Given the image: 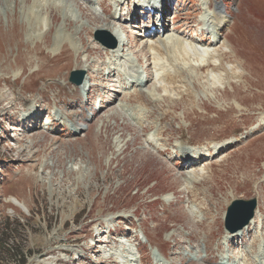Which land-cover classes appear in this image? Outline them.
I'll list each match as a JSON object with an SVG mask.
<instances>
[{"label":"rangeland","instance_id":"374dc122","mask_svg":"<svg viewBox=\"0 0 264 264\" xmlns=\"http://www.w3.org/2000/svg\"><path fill=\"white\" fill-rule=\"evenodd\" d=\"M128 1L131 6L138 3ZM55 2L65 8L69 3L73 20L64 23V14L71 17L70 11L57 9ZM124 2L0 0V264H23V258L26 264H113L103 262L111 255L125 264H255L257 254L264 262V0H210L221 7L224 16L231 17L223 35L233 53L225 54L224 59L216 52L223 48L224 37L208 47L214 40L203 46L200 36L201 21L212 14L205 5L208 0H172L167 15L169 31L162 38L181 35L188 43L193 37L197 41L193 44L202 46L203 50H197L199 55L206 57L197 62L193 56V66L186 67L194 95H173L171 100L169 91L159 90L165 83L156 81L152 70L156 79L142 88L145 94L141 96L148 98L155 83L157 92L152 95L157 100L149 98L158 102H148L147 107L139 102L129 104L123 92L130 95L135 88L126 84L123 76L127 65L116 64L111 80L112 85L117 79L121 81L122 86L116 85L120 92L112 89L108 99L101 82L89 80V85H99L96 93L83 92L76 102L72 88L76 86L69 82L70 76L84 70L76 67L75 58L80 56L89 65L94 61L107 64V45L116 43L121 56L135 65L137 78L152 77L138 63L139 48L126 45L142 46L148 41L133 30L141 18L127 24L126 34L120 27L121 17L113 26V11ZM174 15L178 18L173 21ZM38 21H42L41 30L35 35L33 27ZM109 21L110 31L100 29ZM177 26L181 31L175 30ZM58 32L62 36L56 46L62 44L55 53ZM69 34L75 37L72 42ZM119 34L123 42L116 41ZM73 43L80 54L73 51ZM64 48L68 52L62 55ZM87 49L92 52L86 54ZM65 59H74L68 71L59 63ZM204 62H211L218 71H200ZM236 66L244 73L242 79H236ZM51 69H55V78L49 76ZM84 74L86 78L90 72L85 70ZM103 74L107 76V70ZM104 93L105 106L116 97H124L113 104V113L96 108L89 100L85 106L84 95L103 99ZM18 99L28 102L20 103L12 116L11 106ZM35 104L41 106L37 121L20 119L18 110L23 105L38 109ZM121 106L154 110L151 122L157 126L165 116L163 128L168 131L165 135L156 130L142 133L140 123L146 122L128 116L124 120L119 113ZM61 110L73 112L72 122L84 129L81 134L74 135L66 126L63 130L62 125L57 131L49 124L71 123L65 115L58 117ZM14 126L21 131L12 133ZM150 135L157 140L156 145L170 139L174 149L187 140L191 145L186 151H195L196 157L211 153L218 145L233 146L220 156L197 160L195 168L181 174V166L175 164L181 162L180 155L170 159L171 163H166L168 156H154V147L148 146ZM127 144L129 148L122 155ZM12 147L16 151L8 155ZM199 170L208 173L205 179L187 185L189 172ZM252 199H257L263 220L259 215L255 223L239 231L240 235L231 237L225 228L229 205L233 200ZM195 206L198 216L191 211ZM98 233L102 241H108L106 245L94 246ZM246 251L252 260L245 259Z\"/></svg>","mask_w":264,"mask_h":264},{"label":"bare ground","instance_id":"6f19581e","mask_svg":"<svg viewBox=\"0 0 264 264\" xmlns=\"http://www.w3.org/2000/svg\"><path fill=\"white\" fill-rule=\"evenodd\" d=\"M136 1L138 3L133 5V7L136 8V9L137 8H142L143 10H146V11H143L142 13L150 15V17H149L150 18V22L149 23H150V26H151V18L153 17V15L150 12V9H151V7L153 8L154 6L151 5V1H147V0H136ZM87 2L89 4H91L92 0H87ZM165 2L167 3L168 0H165ZM128 3H129V1H128ZM121 4L122 3L118 4L117 5V10L113 11L115 18H116V15L119 14V9L118 8H119V6ZM56 5H57L56 8L60 9L61 11L65 10V9L70 11L71 17L68 14V12H66L64 14V23H66L68 20H73L72 19L73 15H72V11H71V9L69 7V3H66L67 8H65L64 4H57L56 3ZM115 5H116V3H115ZM205 5H207L212 10V14H211V16H209L208 22L211 23V27L217 28L218 30L215 31L216 32L215 37H213L214 35H213V31H212V32H210L209 36L205 35L204 38L207 39V40L215 39L213 42H208V47H209V46H212L213 44L218 43L219 40L222 37H224L225 43L222 45L223 48L221 50H218V51H216L217 48H215V51L218 53V57H220L221 59L222 58L224 59V55L225 54L233 53L228 41H226V38H225L226 35L225 34L223 35L224 27L226 26V23H228L230 21L231 17L224 16L222 14L221 7L218 4L214 6L210 2V0H208V2L205 3ZM156 8H157V11H155V12H160L161 11V6L156 7ZM128 9L130 10V4H128ZM166 12H167V10H166V7H165L164 10L162 11V13L164 14V18H165L163 23H162V27L159 24L158 25L154 24V29L151 30V27L148 26V28L145 29L143 34L141 33V31H138V28H134L133 29V30H137L139 32L138 36H140L142 38H146V40H148L146 43H144V45L140 46L137 43L136 44L134 43L132 45H131V43H127L126 44L130 48H133V46L139 48V50L137 51L138 63L142 64V69L144 71H146L147 74L151 75L152 77H153L152 70H154V73L157 76L156 77L157 79L155 78V76L153 77V80H152V77L150 79L147 78L145 80H144V78H139V77L137 78L135 76V74L133 73V70H135V65L132 64L128 58H125V57L121 56L119 48L104 49L105 51H107V52H105L106 57L109 58V62L107 64H104V63L98 64L96 61H94V63L89 65L87 63V61L82 60L80 58V56H77L75 58L76 67H80V69H82L84 71L86 70L87 72H90V74L88 76H86V79H85L84 83L81 86L72 87L74 96L77 98L78 96H80V92L87 91V90H89V88L91 89L93 87L94 88H93L92 91H94V93H96V89L99 87V85L98 84H93V83L91 85H89L90 83L88 84V82H89V80H95L96 81L97 79L104 86V91L106 92V94H108V99H109V96L111 94V90L112 89H116V92H117V90H118V92H120V86H122V84L120 85L121 81L119 79H117L116 85H120V86L116 87V85H112V82H114V81L111 80V79H113L115 77V73H113L114 71H112V73H111V69L113 70L114 69V65H116V64H117L118 67H123L124 65L125 66L127 65L128 69H129V72H127L128 69H127V66H126V68L124 69V72H123V74L125 75V77L127 79V84H130L129 81H128V78H129V79L132 80L131 84H130L131 88H135V90H134L135 93H132L130 95H126V93L123 92V95H125V97H126L125 100H128L129 104H133V103L139 102L143 106L147 107L148 106V102L149 103H153V102L157 103L158 101H152L151 100V99H154V97H155L154 95H152V92H157V88H156L157 86H155L156 85L155 83H154V85L152 87V90L149 91L148 98H145V97L141 96V94L142 95L145 94V91L143 92L142 88L143 87L147 88V84L149 82L154 81L155 79H156V81L158 80V81H161V83H165V85L159 86L160 87L159 90L162 91L165 94H167L166 92L169 91L170 95H168V96L170 97L171 100H173V98L175 96H178V94L179 95H183V94L189 93L190 95H192V94L194 95L195 93H192V94L190 93V91L192 90L191 88H193V87L190 88V83L187 82V80H190V75L187 74L186 67L187 66L188 67L189 66L190 67L193 66V64L191 63V60H192L191 58L193 56H195L197 58V60L196 59L195 60L198 62L199 59L203 58V60H204V58H206V57H204L205 54L203 56L199 55L197 50L201 49L202 46L200 45L201 47L199 48L198 45L193 44V43L197 42L196 40L193 39V37H192V42H188V43H184L186 41H184L180 37L181 35L178 36V37L177 36H171V37H167L165 39L162 38L163 35L161 36L160 33L164 34L165 32L169 31L168 24H167V22H165L167 20L166 19L167 17H165ZM104 13L107 14V11L105 10ZM111 13H112V7H111ZM131 15L132 16H136V19L139 18L138 15H134V14H131ZM177 18H178V16H174L173 20H176ZM41 22L42 21H38L37 25L33 27L35 35L38 34L37 30L40 29L39 26L42 24ZM114 22L115 21L113 19L112 20L113 26H116ZM89 24H91V22H89ZM126 24H127L126 22H122L121 23V27L123 29L124 34L127 33ZM110 25H111V21H109L108 24H106L105 26L101 27L100 29L110 31ZM134 26H136V25H134ZM138 26L140 27L139 24H138ZM197 26H200V24H197ZM83 28H84V25L80 26V31ZM113 29H114V27H113ZM113 29H112V31H113ZM180 29H179V26L175 27L176 31H181ZM150 33H151V35H147V34H150ZM77 34H79V33H77ZM200 34H203V31ZM135 35H136V33H135ZM61 36H62V34H60L58 32L57 37L55 38V43H54L55 46L53 48V51L55 53L59 51V50L55 51L57 49V47L62 44V42H60L56 46L57 41L61 40ZM69 36L71 37V42H72L75 37H73L72 34L71 35L69 34ZM122 36L123 35L119 34V36L116 38V41L123 42ZM168 36H170V35H168ZM79 39H80V41L82 43V40H81L80 36H79ZM202 42H203V46L207 45V42L204 39L202 40ZM122 47H123V44H122ZM73 49H74L73 51H75L76 54H80L81 51H79V47L77 48L74 43H73ZM201 50H203V49H201ZM210 50H206V51H210ZM66 52H68V50H65V48H64L63 52H62V55L64 53L66 54ZM85 52H86V54H88V53H91L92 51L87 49V50H85ZM100 54L104 55V53H100ZM210 54L211 53H209V55ZM96 55H98V53ZM211 56H213V55H211ZM212 58H214V57H212ZM73 60H66V59L65 60H60L59 63L62 66V69L64 67H67L64 71H68V69L71 68V66L74 64ZM200 61H202V60H200ZM210 61H211V59H210ZM69 63H72V65L69 66ZM56 64H58V63H56ZM183 64L185 65V67L184 66L181 67V65H183ZM204 64H205V62L202 65H199V70L200 71H202L204 69L212 68L213 69L212 71L216 72L219 69L218 67L216 68V66H214V64L211 65V62H208V64H206V65H204ZM217 65H218V63H217ZM230 67H232V66H230ZM195 68H197V67H195ZM104 70H107V72H108L107 76L103 74ZM239 70H241V68H239V66H236V67L233 68V72L237 76L236 79H242V76L244 75V73H242V72L240 73ZM54 71H55V69H51V72L49 73V76H51V78H55V72ZM131 73H133V74H131ZM135 73H139V72H135ZM21 74H20V76H21ZM20 76L17 78V80L20 78ZM63 76H64L63 79L66 80V74H64ZM173 84H175L177 86H180V87L177 89L175 86H173ZM87 87H89V88H87ZM34 92L35 91H33V93ZM103 95H104L102 97L103 99H99L100 101L97 104L96 108L99 107L100 110L104 109V110H107L108 112H112L113 111V107H114L113 104H115V102L118 100V98H120L121 100L124 99L123 96L122 97H116L111 102L108 101L107 106H105L104 103H107V101L105 100V98H106L105 97V93ZM173 95H175V96L173 97ZM31 97H33V95H31ZM89 98H92V97L87 95L86 99L88 100ZM69 100H70V102L73 101V99H70V98H69ZM154 100H157V99H154ZM22 102L26 103V102H28V100L18 99L16 101V103H14V105L11 106L12 116H15L13 110H15L17 108V106L20 103H22ZM31 102H33L32 98H31ZM76 102H78V101H76ZM87 105L88 104H86V106ZM74 106H76V104H74ZM36 107H38V109L29 110L28 105H23L22 109H19L17 114H20V112H21L20 119H24V120H30L31 119L33 122H36L37 118H39L40 115H41L40 114L41 106L40 105L39 106L36 105ZM70 108L71 107H69V109ZM121 109H122V110H120L121 112H119V111L118 112L121 114V116H122V118L124 120H126V118L128 116L131 120H136L137 122L139 121V123L143 122V120H144V122H146L144 124L140 123L142 133L150 134V132H153V131L156 130V132L159 135H165L166 132L168 131L167 127L163 128V122L165 121V119H167L165 116L162 117L158 121V125L157 126L154 125V124H156V122L155 123L151 122V120L153 118V111L154 110L149 111L147 108L136 109V110L133 109V108H131V109L128 108L126 110V108L124 106H121ZM60 113H62V117H63V115H65L67 120H69L71 122L66 127H69V129L73 132L74 135H78V134H81L83 132L84 129L82 128V125H80L77 122H72V119H73V116H74L73 112H71V111L64 112L63 110H61ZM60 113H58V114L60 115ZM59 115H58V117L60 118L61 116H59ZM98 115H99V112H98ZM164 115H168V114H164ZM0 118H2V117L0 116ZM50 124H52L54 126V129L57 130V131H58V129L61 128V125L64 126L63 130H65V125L63 123H60V122H53L52 123L51 122ZM17 127L18 126H14V127H12L10 129L12 131V133L21 131L20 127L19 128H17ZM35 127L37 128V123L35 124ZM91 128L92 127H89L88 130H90ZM133 130H134V128H133ZM15 137L16 136H14V138ZM149 137H150L149 140H151V141H150L149 144L148 143L147 144H148V146L152 145V147H154V152H153L154 156H158V157L168 156V160L166 159V163L170 162L169 160L174 158L175 156L180 155L179 159H180L181 162H175V164L181 166V170L183 171L181 174L185 173L184 171H187L188 169L191 170V169L195 168L196 166L194 164H199V163H197L196 160H198V162L201 160V158L199 156L196 157L197 154L195 153V151H192V150H190L191 152H189V150L186 151L187 146L191 145V144L187 143V140L186 141L182 140V142H179V144L174 149V148H171L170 139L164 141V143H162V144L160 143V141L162 142V140H159L158 144L156 145V141L157 140H154L152 135H150ZM3 138H5V137L3 136ZM23 139H24V141H26V137H24ZM165 143H167V144H165ZM148 146H147L146 149H148ZM232 146H233V144L230 145V144H226V143H225V145H218V147L215 146V147H213L211 149V151H210L211 153L207 152V153H205L203 155L204 160L207 159V158H211L212 156H215V155L216 156H220L222 154V150H224L226 148L230 149ZM128 148H129V145L127 144V148L121 151L122 155H124L127 152ZM15 151H16L15 148L12 147V148H10L8 150L7 154L11 155L9 152H13L14 153ZM21 153H22V151H21ZM20 157H22V156H20ZM206 167H203V168H205L207 170ZM208 170H209V168H208ZM207 174L208 173H206L204 171H200V170L196 171V172H194L192 174H190V172H189V175H188L189 177H186V184L194 186L193 183H198L200 180L205 179L204 175H207ZM191 211H192V213L195 216L196 215L198 216V213L200 212L199 208L196 207V206ZM256 213H257L256 214V218L259 217V215H260L261 220H263V218H262L263 213L261 212V210L258 209L256 211ZM253 223H255V220L251 222V224H253ZM101 235L102 234L98 233L94 237L95 239H97V243H95L94 246H98V245H102V244L106 245L108 243L107 240H105V241L101 240ZM229 235L231 237L236 238L240 234H239V232H237L235 234H230L229 233ZM146 239H147V237H146ZM114 248H110V249L113 250ZM263 250H264V245L261 247V251L262 252H263ZM112 256L113 255L109 256V258L107 257L106 260H104L103 262H107V263H111L112 262L113 264H115L114 260L117 259L116 264H122V263L125 264L123 261L119 260V257H114V256L112 257ZM247 256H248V251H246L245 259L247 261L252 260L251 255H249L250 259H248ZM254 260H255V264H264V262L261 260V258L259 257L258 254L255 255Z\"/></svg>","mask_w":264,"mask_h":264},{"label":"water","instance_id":"95a60500","mask_svg":"<svg viewBox=\"0 0 264 264\" xmlns=\"http://www.w3.org/2000/svg\"><path fill=\"white\" fill-rule=\"evenodd\" d=\"M100 40V39H98ZM101 41V40H100ZM108 47H115L111 45H107ZM84 72H72L70 76V82L79 86L82 84L84 79ZM257 207V200H234L229 205L228 212H227V219H226V228L235 233L237 231L242 230L246 226L249 225L250 221L254 218L255 210ZM235 221L236 223L232 225V222Z\"/></svg>","mask_w":264,"mask_h":264},{"label":"trees","instance_id":"16d2710c","mask_svg":"<svg viewBox=\"0 0 264 264\" xmlns=\"http://www.w3.org/2000/svg\"><path fill=\"white\" fill-rule=\"evenodd\" d=\"M22 262H23V264H26L27 263V261H26L25 258L22 259Z\"/></svg>","mask_w":264,"mask_h":264}]
</instances>
